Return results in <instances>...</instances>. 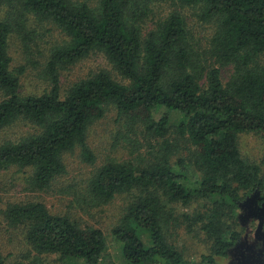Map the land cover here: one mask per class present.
I'll use <instances>...</instances> for the list:
<instances>
[{
	"label": "trees",
	"instance_id": "trees-1",
	"mask_svg": "<svg viewBox=\"0 0 264 264\" xmlns=\"http://www.w3.org/2000/svg\"><path fill=\"white\" fill-rule=\"evenodd\" d=\"M5 1L52 20L69 41L49 57L50 88L22 96L23 68L11 69L8 50L11 26L0 21V130L19 119L35 127L31 135L0 144V169L15 165L29 170V187L44 190L65 172V152L80 148L85 161H95L87 132L105 115L107 104H114L129 125L140 123L157 137L168 134L171 112H176L181 120L175 130L188 145L187 157L172 160L176 148L165 139L154 157L110 160L98 167L89 194L100 203L133 195L113 229L128 264H185L165 234L164 224L172 215L168 205L207 199L204 211L185 214L183 220L188 230L199 226L212 241L204 263L220 264L218 258L227 257L241 239V202L257 189L264 197L263 168L246 161L238 145L241 133L264 137V63L259 61L264 54V0H172L200 5L204 20H218L209 54L219 66L202 65L196 58L177 11L143 39L128 17L137 0H100L97 10L73 0ZM96 49L126 82L101 70L63 93L60 71ZM226 65L234 70L224 83L221 67ZM160 108L166 112L156 120L154 112ZM7 216L12 224L26 226L27 241L39 256L55 254L62 264H103L107 241L101 229L82 227L39 201L12 204ZM0 264H8L1 246ZM26 264L45 263L35 256Z\"/></svg>",
	"mask_w": 264,
	"mask_h": 264
},
{
	"label": "rangeland",
	"instance_id": "rangeland-1",
	"mask_svg": "<svg viewBox=\"0 0 264 264\" xmlns=\"http://www.w3.org/2000/svg\"><path fill=\"white\" fill-rule=\"evenodd\" d=\"M86 3L97 10L100 0H73ZM177 11L182 14L187 25L188 38L196 58L202 65L219 66L209 54L210 42L219 22L217 19L204 20L200 5H184L172 0H137L131 2L129 21L135 24L142 38L156 29L158 24L169 14ZM0 21H6L11 26L9 37V54L11 69L20 74V92L22 96L40 95L50 88V78L46 66L52 51L69 41L65 32L52 20L42 19L34 13L24 11L20 4L0 0ZM264 63V54L259 56ZM101 70L109 72L120 82L126 80L117 72L105 53L99 49L92 51L87 57L60 71L62 91L65 93L74 83L93 75ZM233 65L221 67V76L227 83L233 74ZM4 93L0 89V101ZM166 112L165 108L157 109L154 117L159 120ZM181 120V115L171 112L169 132L165 137H157L144 130L138 123L129 125L118 112L114 104L105 106V115L90 125L87 132V142L95 155V161L90 163L83 159L80 148L65 152L62 155L66 170L59 175L48 188L35 190L29 187L30 171L11 165L0 169V246L8 264H26L38 256L45 264H62L55 254H36L26 238L27 228L24 225L12 224L7 216L10 205L28 201L44 203L54 214L71 218L80 226H91L103 231L107 248L103 255V264H128L122 252V242L118 240L113 229L119 224L125 214L132 194H119L108 203H100L89 194V181L95 170L110 160L140 161L145 157H154L161 149V143L167 139L176 148L172 160L177 157H187V143L180 138L175 125ZM35 132L34 125L19 119L12 125L0 130V144L10 140H18ZM238 145L242 157L250 162L262 164L264 158V137L256 132L239 134ZM263 173V172H262ZM259 193L258 206H262L264 197L259 189L246 196L245 200ZM244 200V201H245ZM243 201V202H244ZM241 202V203H243ZM207 199L198 198L189 204L170 203L167 210L172 212L168 222L164 224L165 234L169 244L180 251L185 264H205L203 256L211 252L212 241L200 230L199 226L188 230L183 215L204 211L209 206ZM249 207L240 204L239 230L241 239L225 258H218L220 264H234L236 254L242 252L244 263L250 258L251 264H262L255 259L247 247L257 241L255 232L259 223L257 217L247 219ZM247 242V244H246ZM260 248H264L263 242ZM246 250L248 252L246 253ZM152 264H160L154 262Z\"/></svg>",
	"mask_w": 264,
	"mask_h": 264
},
{
	"label": "water",
	"instance_id": "water-1",
	"mask_svg": "<svg viewBox=\"0 0 264 264\" xmlns=\"http://www.w3.org/2000/svg\"><path fill=\"white\" fill-rule=\"evenodd\" d=\"M258 198L259 193H255L253 196L246 199L243 203H241V206L243 208L249 207L248 213L246 214V218L249 219L251 217H257L259 219V223L255 232V237L257 240H261L263 242L264 246V202L262 203V206H258ZM250 258L244 263L241 264H251Z\"/></svg>",
	"mask_w": 264,
	"mask_h": 264
},
{
	"label": "flooded vegetation",
	"instance_id": "flooded-vegetation-1",
	"mask_svg": "<svg viewBox=\"0 0 264 264\" xmlns=\"http://www.w3.org/2000/svg\"><path fill=\"white\" fill-rule=\"evenodd\" d=\"M246 244H247V242H246ZM260 245L262 246V241L261 240H257V241H255V243L254 244H247V247H251V249L249 250L250 252H252L253 253V256L255 257V259H258V262L259 263H262V264H264V248H263V250H262V248H260ZM248 252V250H246V253ZM244 254L241 252L240 253V255L238 256L237 254H236V258H234L235 259V261L234 262H236V263H234V264H241V263H243L242 262V258H244Z\"/></svg>",
	"mask_w": 264,
	"mask_h": 264
}]
</instances>
